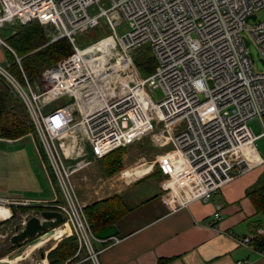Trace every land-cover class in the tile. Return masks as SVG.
Masks as SVG:
<instances>
[{
  "label": "built area",
  "instance_id": "built-area-1",
  "mask_svg": "<svg viewBox=\"0 0 264 264\" xmlns=\"http://www.w3.org/2000/svg\"><path fill=\"white\" fill-rule=\"evenodd\" d=\"M263 10L264 0H0V27L14 31L37 20L49 42L66 37L72 44L69 55L43 71V91L22 65L26 84L7 57L0 61V79L26 105L61 192L52 200L0 195V206L9 209L0 225L13 218L8 224L12 234L15 224L25 225L30 216L10 212L12 207L60 211L65 221L55 226L54 232L65 223L70 229L60 231L62 236L56 242L75 235L78 243L65 264L85 260L102 264L95 245L102 238L92 229L85 210L88 203L80 198L73 181L74 174L93 160L147 133L155 144L173 142L172 153L159 155V161L170 176L162 183L164 197L174 208L207 201L230 181L264 164V155L256 148L257 139L264 136V70L255 68L245 41V32H249L264 62V17L257 20ZM252 19L256 22L249 25ZM124 20L129 22V30L120 36L117 27ZM101 22L112 31L105 39L92 45L78 40L79 32ZM108 39H113L112 43ZM0 40L14 51L1 34ZM106 40L129 57L123 69L127 78L115 86L117 91L108 90L109 96L95 98L90 104V96L83 95V90L96 78L101 60L95 54ZM146 44L151 45L155 68L142 76L133 55ZM149 86H162L164 98L156 101ZM64 97L68 100L59 101ZM206 106L212 114L203 117L200 112ZM76 111L82 113L79 120ZM254 118L263 127L259 134L249 124ZM68 131L76 136L70 139ZM174 153L180 155L178 160ZM164 161H169L173 170H168ZM180 168L182 173L177 172ZM175 176L181 196L169 183ZM214 217L216 221L222 217L219 205ZM263 232L258 229L257 235ZM257 235L238 241L250 246ZM103 240L116 243L121 238L114 235ZM258 250L264 254V249Z\"/></svg>",
  "mask_w": 264,
  "mask_h": 264
},
{
  "label": "crops",
  "instance_id": "crops-1",
  "mask_svg": "<svg viewBox=\"0 0 264 264\" xmlns=\"http://www.w3.org/2000/svg\"><path fill=\"white\" fill-rule=\"evenodd\" d=\"M7 48L8 46L0 40V61L6 59ZM67 100L68 98L64 97L59 101ZM31 134L28 133L18 138L0 136V142L31 140L41 154L36 139L30 138ZM261 137L256 141V148L260 154L264 155L258 145ZM103 157L93 160L74 174H77L79 186L87 185L91 179V173L99 167L98 164L96 167L95 162H99L104 171ZM173 157L177 160L180 158L177 154H174ZM126 164L125 156L124 165ZM90 165H92L91 168L85 169ZM164 165L168 170H173L169 161H164ZM140 168V171L135 173H132L134 171L130 169H123L121 178L126 180L125 183L123 181L121 184H117L118 186L113 192L91 201L94 202L117 194L130 207L116 222L119 228L118 236L121 240L116 243H110V240L103 239L95 242L96 247L100 250L102 264H239L241 260H245L243 264H264V254L258 250V248L264 249V232L259 235L261 240L252 238L250 246L238 241V238L243 236L257 235L258 229L264 230V212L257 211L247 193L248 189L264 184V164L258 165L230 181L209 200H195L187 206L177 208L170 205L164 197L165 190L162 183L163 175H167L165 169L161 166L156 171H154V167L144 170L142 165ZM42 169L45 170L52 192L45 189L40 190L39 187L36 194L12 193L13 191L8 188L0 190V195L11 198L47 200L59 197V191L44 158ZM131 174L136 177L133 178L134 176L132 177ZM110 177L112 176H108L107 180ZM169 183L176 190L177 177L175 176ZM40 184L43 188L42 180ZM53 192L54 194H51ZM218 205L222 217L216 221L214 213ZM43 208L39 206H25L22 209L12 207L10 212L20 211L22 216L29 217L37 209ZM0 211L4 212L2 213L3 218L8 217L9 209L7 207L1 205ZM13 220L11 218L6 222L9 224ZM54 233H57L56 230L52 234ZM58 242L55 241L52 247L47 248V252L54 248ZM48 262L46 256L43 259V264H48Z\"/></svg>",
  "mask_w": 264,
  "mask_h": 264
},
{
  "label": "rangeland",
  "instance_id": "rangeland-1",
  "mask_svg": "<svg viewBox=\"0 0 264 264\" xmlns=\"http://www.w3.org/2000/svg\"><path fill=\"white\" fill-rule=\"evenodd\" d=\"M264 17V10L259 12V18L257 20H260ZM256 22L255 19H252L249 21V25H253ZM8 28V27H7ZM3 27L0 29L1 35L4 37V39L8 43V37L12 34L13 29ZM129 30V22L124 20L122 21L118 27H117V33L120 36H123L127 31ZM111 29L107 28L104 24V22H101L96 28H93L89 31L79 32L78 33V40L80 42L88 43L89 45L97 43L98 40L104 38L105 36H108L111 34ZM245 35L248 37L250 43L248 45V50L252 53L255 61L254 66L257 70H264V62L262 61V54L260 47L258 43L255 41L253 36L249 32H245ZM111 43L113 39H108ZM108 40L103 42L98 47V59L101 60L100 68L97 69L96 72V78L94 79L91 87L84 89V94L91 97L95 96V98L99 99V97L103 98L106 95L107 91L109 90L114 92L117 91L119 88L115 87L116 85L119 86V84L123 83L124 80L127 78H124L126 75L124 73V68L127 67V64L129 63V57L125 55L124 51L121 49V47H118L117 44L113 45ZM110 43V45H109ZM9 44V43H8ZM108 46V47H107ZM87 48V47H86ZM89 51L91 54H94L95 50L92 49L90 46ZM12 51V50H11ZM110 51V53H108ZM15 56V61L17 63L18 69L21 70V65L23 66L22 57L16 53V51H12ZM105 54V57L103 59L100 58L102 54ZM17 56L21 57L20 61H18ZM154 57L153 51L151 49V45L146 44L142 47L137 49V52L133 55V58L136 61V58L138 57ZM11 60V59H10ZM4 61V60H3ZM137 63V61H136ZM138 66V63H137ZM52 66H49L45 68H50ZM139 67V66H138ZM15 69V68H14ZM25 69V68H24ZM17 71V69H15ZM14 71V72H15ZM140 74L142 76H146L147 74H143L140 70ZM16 73V72H15ZM149 74V73H148ZM17 76L24 82L22 79V75L20 73H16ZM37 82V88L39 91H43L46 89V81L45 77L43 76V72L40 76V79H36ZM24 84H26L24 82ZM2 85L0 86V88ZM150 93L152 97L159 101L160 99L164 98V89L162 86H149ZM12 91L16 94L17 93L12 89ZM18 97V96H17ZM19 98V97H18ZM20 99V98H19ZM72 101H75L74 98H71ZM88 99V101H89ZM54 104H57L55 102ZM77 112V120H79L82 117L81 111ZM200 114L203 117H207L208 115L212 114V110H210L207 106L204 107ZM249 124L253 127L255 133H261L263 131V127L259 121V119L254 118L249 121ZM68 131L67 134L70 135L69 138L72 139L76 135L73 134V132ZM81 135V134H80ZM79 135V137H80ZM30 138L33 140L36 139L35 134H31ZM37 142V141H36ZM88 142H86L87 144ZM259 150L264 153V136H262L259 141ZM89 148V146L87 145ZM126 151L123 155V164H124V157L126 156V162L127 164L123 166L122 169H120L118 172H116L113 175H110V177L107 180V175L102 170L101 165L99 162H95L94 164L97 167V164L99 167L91 173V179L88 181L87 185L79 186L77 184V174L74 175L73 181L76 185L78 195L81 199L85 200L87 203H90L94 199L104 196L106 194H109L110 192H113L115 187L118 186L117 184H121L123 181L125 183L126 180L121 178V172L123 169L126 170H132L135 173L136 171H140V167L142 165L143 169H150L154 167V171L159 170L161 167V163L159 161V155L165 153L166 151L171 152L173 150L174 144L173 142H165L162 144H155L151 133L144 134L141 138H136L132 141H130L128 144L124 145ZM172 153V152H171ZM176 154V153H174ZM93 156V154H91ZM91 156V157H92ZM144 166H146L144 168ZM92 165L85 168H91ZM43 168V158L42 155L37 151L35 144L31 140H18L14 142H0V190L2 189H8L10 188L13 192L12 193H27V194H36L35 192L38 191L39 187L40 190L45 189L50 192H52V188L49 185L47 176L45 174V170ZM79 174V173H78ZM131 176L133 177L134 174ZM165 180L168 179L169 173L167 175H163ZM134 176L133 178H135ZM131 178V179H133ZM42 180L43 188L40 184V181ZM83 180V179H82ZM85 181V180H84ZM84 184V183H83ZM174 188V186H172ZM176 190L179 192V195L181 196V191L179 190V185H175ZM81 188V189H80ZM59 191V196H61V192L59 188H57ZM34 190V191H33ZM174 190V189H173ZM51 194H54L51 193ZM54 197V196H53ZM2 220V219H1ZM8 223L5 222L2 225H0V258H6L7 254L11 251L10 245H11V235L13 233V228L8 227ZM60 231L66 232V229L64 226H61L56 230L57 233H54L47 237H42L41 239L37 240L35 243L30 245V249L26 250L24 255H21L18 259L17 264H43V259L48 255L47 251L45 250L52 246L56 239L62 236V234H59ZM51 237V238H50ZM33 247V248H32ZM45 253V257H44Z\"/></svg>",
  "mask_w": 264,
  "mask_h": 264
},
{
  "label": "trees",
  "instance_id": "trees-1",
  "mask_svg": "<svg viewBox=\"0 0 264 264\" xmlns=\"http://www.w3.org/2000/svg\"><path fill=\"white\" fill-rule=\"evenodd\" d=\"M48 40L45 28L37 20L21 25L8 37L9 45L22 57L24 70L31 79L36 77L39 80L45 68L54 66L72 51V44L66 37L53 42H49ZM6 56L11 61L12 70L15 71L17 69L15 72L22 75L15 61V56L9 48L6 49ZM136 61L143 74H148L155 68V59L152 56L138 57ZM1 80L0 136L18 138L28 133L35 134L38 147L47 163L38 133L26 105L18 98V95V97L16 96L11 87L5 85ZM125 151V147L121 146L110 151L102 158L104 172L107 176L113 175L123 168V155ZM49 170L58 188L53 172L50 168ZM247 193L255 204L257 211L264 212V184L248 189ZM129 208L122 198L115 194L87 204L85 210L92 229L97 232L111 223H116L120 216ZM255 238L261 240L259 235ZM77 246V237L75 235L63 237L48 252V264H65L74 255ZM79 264H91V262L85 260Z\"/></svg>",
  "mask_w": 264,
  "mask_h": 264
},
{
  "label": "water",
  "instance_id": "water-1",
  "mask_svg": "<svg viewBox=\"0 0 264 264\" xmlns=\"http://www.w3.org/2000/svg\"><path fill=\"white\" fill-rule=\"evenodd\" d=\"M255 14L252 17L255 18ZM246 44H249V39L245 37ZM5 85L9 86L3 79ZM36 81V77L32 78ZM65 221L63 214L60 211L52 209H38L37 212L31 215L25 225L21 228L19 224H15V233L11 235V251L7 254L8 259H14L17 256L24 255L31 244L37 240L54 232V227ZM119 228L116 223H111L96 232L99 238L105 239L114 235H118ZM0 264H14L9 260L0 258Z\"/></svg>",
  "mask_w": 264,
  "mask_h": 264
},
{
  "label": "bare ground",
  "instance_id": "bare-ground-1",
  "mask_svg": "<svg viewBox=\"0 0 264 264\" xmlns=\"http://www.w3.org/2000/svg\"><path fill=\"white\" fill-rule=\"evenodd\" d=\"M113 44H114V43H113ZM102 45H103V44H102ZM109 45H110V43H109ZM107 47H108V46H107ZM108 53H110V51H109ZM95 55L99 56L100 54H98V52H97ZM103 57H105V54H104V53L100 56V58L103 59ZM103 61H104V59H103ZM83 91H84V90H83ZM95 96H96V95H95ZM97 99H98V98H97ZM89 102H90V104L95 103V102H96L95 97H94V98L91 97V99H89ZM102 146H104V145H102ZM179 156H180V155H179ZM178 171H180V173H182L181 168H180V169H177V172H178ZM2 206L7 207L6 205H2ZM7 208H8V207H7ZM2 213H4V212L0 211V219H4V218L2 217ZM62 226H64V228L66 229V232L69 231L70 228H69L68 223L63 224ZM19 257H20V256H17V257L14 258V259H8V258L6 257V258H4V259H5V260H9V261H11V262L14 263V264H17V263H18V259H19Z\"/></svg>",
  "mask_w": 264,
  "mask_h": 264
}]
</instances>
